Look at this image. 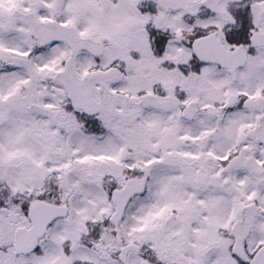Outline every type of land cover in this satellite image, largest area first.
Wrapping results in <instances>:
<instances>
[{"label":"snow or ice","instance_id":"1","mask_svg":"<svg viewBox=\"0 0 264 264\" xmlns=\"http://www.w3.org/2000/svg\"><path fill=\"white\" fill-rule=\"evenodd\" d=\"M0 264H264V0H0Z\"/></svg>","mask_w":264,"mask_h":264}]
</instances>
